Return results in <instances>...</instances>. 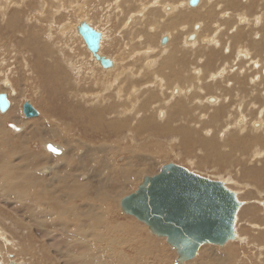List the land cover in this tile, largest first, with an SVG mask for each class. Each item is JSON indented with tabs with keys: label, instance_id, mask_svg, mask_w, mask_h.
Masks as SVG:
<instances>
[{
	"label": "rangeland",
	"instance_id": "rangeland-1",
	"mask_svg": "<svg viewBox=\"0 0 264 264\" xmlns=\"http://www.w3.org/2000/svg\"><path fill=\"white\" fill-rule=\"evenodd\" d=\"M9 1L7 0V4L10 3V5L7 6V4H6V6H5V5H3L2 0H0V3L3 6H5L4 7L5 13L2 12L3 10H0V26H1L0 36L3 39L5 35H10L3 28V25L9 19L10 20L12 19L10 22L11 26L15 25V27H13V28H14V30H16V33L18 32L17 33L18 35H16V37H14L13 40L11 39L7 42L10 47H8L7 45L6 46L3 45L4 46L3 48L5 50L3 48H0V93L6 92L9 95V99L11 98L13 106H10V108L7 111L11 112L14 110L15 112L14 111L13 112L15 114L17 113L19 118L16 119L13 115H11L10 117H6V114L8 115L7 111L3 114H2V112H0V126H2V128H3V133H2V135H0V147L3 149V152L9 153L8 148L3 145V143H4L3 139H9L10 136L18 137L26 129H27V133H29L31 130L35 129L37 134H36V139L32 142V147L41 153H44V154L47 153V154H45L47 156L49 155V156H53V157L63 158L65 155L64 153H66V149H68V147L65 144H63L62 143L63 141H61V140L49 139L46 135L43 136V133L40 134V132L42 131V124L45 121L53 124L50 120H56L57 119L60 121V123L62 124L63 127L65 125L67 126L69 124V122L71 121V119L65 118L63 115V112H64L66 106H68L69 109H71L72 107H74L76 109H80V107H81L83 109L84 113L91 111L93 109H96V108H102L103 107L104 109L102 108L101 113L103 115L105 114L104 116L108 121L106 124L107 126L111 125V122H110L111 120L109 119L111 116L115 117L117 122L119 120V122L116 125L119 127L114 128V131H117L116 132V138H115L116 142L118 141L117 143H121V141L123 139L124 142L122 141V143H121L122 145H126V144L129 145L130 144V147H131L132 145L134 146V144H136L138 146L140 145L139 148L145 146L144 151L149 152L150 153L149 156H151V154H152V156H154V155H156L155 154L156 152H161L164 150L168 151V153H170V154H172L174 152L182 151V153H181L182 155L180 154L181 156H179L177 154V157H176V155L174 153V155H172V156L169 155L168 159L160 161L158 163H157V161H159L158 155H156L158 160H156L155 162H152L149 159L146 160V164L145 163H143V164L147 166L148 171H144L143 174L144 173L145 174L157 173L163 164L169 163V162H175L177 164H180V165L187 167L191 171L195 170L194 172L199 173L200 175H203L205 177H208V178H211L214 180L223 181L230 189H232V187H233V190L237 192V194H238L237 196L239 197L240 201H244V204L240 207L239 212L237 214V220H236V225H235L237 236H236L235 240H232V241L230 240V242H227L224 246H219V245H215V244H205V245L201 246L196 257L185 262L184 264H208V262L205 259V256H203L204 255L203 250H205L207 253H209L213 249H223L229 243L236 245L235 248H237V249H234V250H237L238 254L240 253V249H241L240 247H243L242 250L245 253V256L243 258H244V260L245 259L247 260L246 261L247 264H248V262L251 264H253V263L254 264H264L263 263V261H264V249H263L264 248L263 247L264 246V241H263L264 240V223L262 222V219L264 218V177H263L264 168L261 165H258V163H257L258 160L253 162V164H256L257 170H255L254 167L252 169H250L252 166H250V167L246 166V165H248V163H251L249 161V159L252 156L253 150H255L259 147H260V149H264V146H257V148H256V144H259L257 141L255 143L254 140H251V141L248 140V138L252 137V135L253 136L254 135L260 136L264 133V131H262L264 128L261 130V127L262 126L264 127V122H263V120H264V114H263L264 113V81H263L264 80V78H263L264 77V75H263L264 74V68H263L264 67V54H263L264 53V42H263V39H264V23L262 20V19H264V0H225V1L224 0H212V2L213 1L215 2L214 5H217L218 11L217 10L216 11L218 12V15L215 12L214 13L215 16L211 15V17L205 18L207 21V24H209L208 29L203 30L204 29V21H202V19H196L193 22H191L192 23V24H190L191 27L188 28L187 30H186V28H183V29L181 28L178 30L179 37H183L186 33L189 34V33H192V31H194V29H193L194 23L197 24L201 21L200 22L201 26L200 25L197 26V28L200 31L199 37H200L201 42L197 46V45H195V42L190 41V43H191L190 45L192 47L188 48V51L190 49H192L190 51L193 52L195 50V52L197 54L196 53L194 54L190 51L188 52L186 50V47H183V44L181 42L183 40H181V41H179L178 46L179 45L182 46L181 49L185 48L184 50H181V55H182V57L180 58L181 60L178 57L174 56L173 51L170 50L171 53L167 54L169 56L166 59V62L168 63V65L163 64V62L161 63L162 59L158 60V62H155L157 60L156 57L159 56L158 55L159 53L160 54L162 53L161 54L162 58H165L164 56L166 53L164 51L166 48L165 47L166 45L164 46V49H163L162 45L160 44V43H162V42H160V37L164 33L165 30L161 31L162 28L159 25L160 24L159 21H161V17L164 18V20H167V16H165V14L162 13L163 11L166 12V10H168V9H165V6H171V8L173 7L174 9H178L180 7L178 10H181V9L184 10L187 8V7L185 8V6H186L185 3L188 0H184V1L178 0L176 2H173L171 0H163V1L162 0H140V1L139 0H131L132 2L130 0H124V1L123 0H117L118 1L117 4L114 3L115 0H108V1L107 0H30V1H28V0H9ZM229 1H232V2L237 1L236 4H238V5L235 7V9L232 10L230 8L231 6L227 5L228 4L227 2H229ZM120 2H122V3H120ZM164 2H166L167 4H165ZM178 2H180L181 4ZM183 2H185V3H183ZM33 3H35V4H33ZM105 3H107V4H105ZM119 3H120V5H119ZM148 4H150V5H148ZM158 4H160L159 5L160 7L158 6ZM161 4H162V6H161ZM173 4L176 6L174 7ZM201 4L202 5L206 4L204 6V10H203V8H201V11L203 12L206 10V8H208L207 5L210 4V0H202V2H200L197 6L192 7L189 5V7L197 9L200 6H202ZM253 4H254V7L251 6ZM27 5H30V6L28 7ZM99 5H100V7H99ZM123 5H124V7H123ZM219 5L221 8L218 7ZM244 5H245V7H244ZM103 7H105V8L103 9ZM37 8H40V9H37ZM119 8H121V9H119ZM160 8H161V10H160ZM210 8L213 10L214 7L210 6L209 11H210ZM251 8H252V10H251ZM95 9H96V12H95ZM214 9H216V8H214ZM109 10H113V11H109ZM243 10H244V12H242L243 14H241V11H243ZM12 11H13V13H12ZM14 11L16 14H14ZM230 11H231V13H230ZM18 12L20 13V15L22 13V15L20 16ZM43 12H45V13H43ZM53 12L55 15H53ZM235 13L237 14V17H236ZM17 14H18V16H17ZM93 14H94V17H93ZM205 14L209 15V12H205ZM232 14H233V16H232ZM239 14H240V17L242 15L241 19L238 18ZM42 16H44V19ZM248 16L251 17V19L249 20L250 22L248 21V18H247ZM13 17L16 19H14ZM21 17L23 19H21ZM41 17H42V19H41ZM100 17H102V19ZM88 18L89 19L91 18L90 19L91 21H89ZM228 18H229V20L227 21ZM82 19H86L88 22L91 23V25L93 27H95L98 30L101 29L100 31L103 32V38L101 40V43L103 44V40H104V44L101 45V49H100L101 52L103 54H105V56H108V57L113 58V59H115L117 57L116 58V60H117L116 66L117 67L115 69H113L114 67H111V68L108 67L109 69L114 70V71L111 70L112 72H109V75L102 73L103 72L102 70L106 71L108 69L103 68L97 60H95L91 57V53H90L91 51L88 50L87 45L85 44V41L83 40V37L77 31V25L82 21ZM108 19H110V20H108ZM147 19H149V20H147ZM19 20H20V22H19ZM43 20H44V23H43ZM92 20H94V21L96 20V21L94 22ZM99 20H100V22H99ZM129 20H131V23H132V24L130 23L131 26L129 25L130 28L126 25V24H128L127 21H129ZM197 20H198V22L196 23ZM12 21L13 22L15 21L14 22L15 24ZM102 21H103V24H101ZM122 21H123V23H121ZM218 21H219V23H218ZM252 21H253V23H252ZM32 24H34V25H32ZM211 24H213V25H211ZM142 25H143V27H142ZM117 26H119V27H117ZM221 26H223V28L220 30L219 33H217V35L219 37L216 36V38L222 39L223 42L221 45L219 44L216 46L214 44V42L211 40L213 39V35L215 34V32L216 31L218 32V30ZM201 27H202V29H200ZM105 28L106 29L108 28L109 31L106 30ZM114 28H116V29H114ZM158 28H159V31L157 30ZM119 29H121V30L116 31ZM130 29H131V31H130ZM251 29L253 30L252 31L253 35H251L250 37L247 35H242V36H240L239 39L235 38V40H234V36L231 35L232 33L234 35V33H236V30L237 31L245 30L246 32H248L249 30L251 31ZM122 31H124L125 34ZM27 32H28V34H27ZM111 32H112V34H111ZM166 32H168V30H166L165 33ZM113 33H115L116 35ZM121 33L124 35L121 36ZM201 33H202V36H201ZM107 34L109 35V37L106 36ZM141 34L144 36L143 38H139V36H141ZM38 36L40 38H38ZM105 37H106V39H104ZM114 37H115L116 41H114ZM120 37L123 39V41L121 40ZM126 37H127V39H126ZM118 38H120V41H117V40H119ZM132 38H134L135 41ZM158 38H159V40H158ZM225 38L227 39V41ZM37 39L38 40L40 39V40L37 41ZM79 39L81 42L79 41ZM130 40H131V42H130ZM155 40H157V41H155ZM257 40H259V41L257 42ZM248 41H250L249 42L250 44L248 43ZM20 42H22V43L20 44ZM40 43L41 44L43 43V44L40 45ZM131 43H133V44H131ZM147 43H148V46L150 45L151 47H148ZM247 43H248V45H245ZM256 43H257V45H256ZM0 44H5V43H0ZM10 44L13 46H11ZM184 44L187 46H190L186 42H184ZM213 44H214V46H213ZM241 44L244 46H242ZM193 45L196 46V48ZM231 45H233V47ZM14 46H16V49ZM33 46H34V48H32ZM134 46L136 47V49ZM6 47H7V49H6ZM173 47L175 48V46H173ZM205 47H207V48H205ZM221 47H222V49H221ZM242 47H245V48H242ZM247 47H249L252 51V58H249L250 57L249 48H247ZM148 48L150 49V51ZM198 48L199 49L202 48L203 49L202 52H200ZM218 48H219V51L216 50ZM246 48H247V50H246ZM37 49H38V51H41V50L42 51L38 53V51H35ZM208 49L210 52L212 51L213 54H217L216 56L215 55L213 56L215 59L214 61L211 60L212 58L210 59L207 56V54H205ZM260 49L263 51H261ZM28 50H31V51H28ZM258 50H260V51H258ZM236 51L238 52V54ZM163 52H165L164 55H163ZM254 52H257V53H254ZM258 52L260 54L261 53L262 54L260 55V54H258ZM35 54H36V56H35ZM39 55L40 56L43 55L44 59H42ZM192 55H193V58L190 57ZM46 56H48V57H46ZM50 56H52L55 59L52 61L56 65L53 64L52 62H50L51 58H52ZM57 56L59 58H61V60ZM146 56H147V58H146ZM258 56H260V57L258 58ZM194 57H195V59H194ZM46 58H47V60H46ZM48 58H50V59H48ZM233 58L235 59V61L233 60ZM90 59H93V62L97 63V64L95 66L93 64H91L92 60H90ZM191 59H193V60H191ZM207 59H208V61H207ZM239 59H240V61H239ZM248 59H250L249 60L250 62L247 61ZM251 59H253V60H251ZM37 60L39 63L37 62ZM231 60H232V62H231ZM41 61H43V62H41ZM55 61H58L59 63L55 62ZM88 61H90V62H88ZM203 61L208 63L207 64L208 66ZM185 62H186V64H184ZM251 62H253V63H251ZM57 63L59 64L58 66H60V65L61 66L58 67ZM173 63H175V64H173ZM190 63H191V66H189ZM203 63H204V65H203ZM213 63H215V65ZM240 63H242V64H240ZM49 64L55 66V67L53 66L51 72L57 73L56 74L57 77H56V79H52L53 81L52 80L49 81V77H51V75H49V77H47L48 78V81H47V78H44L45 76H43V78H42V74H41V72L43 73L46 70V69L42 70L41 65H49ZM159 64H160V66H159ZM163 65H165V67ZM245 65L248 66L247 68L249 70H246L247 68H245ZM180 67L183 69V71ZM170 68H171V70H170ZM172 68H175L176 70L172 69ZM178 68H180L181 70ZM188 68H189V70H188ZM39 69H41L40 72H39ZM55 69H57L58 71ZM240 69L243 73L240 71ZM143 70H145V71H143ZM159 70H160V72H159ZM164 70H165V72H163ZM178 70L181 71V72L179 71L181 74H180V76L176 75V77H175V75H173V72L178 71ZM147 71H149V72H147ZM167 71L171 72V74H169ZM162 72L165 75L164 74L161 75ZM225 72H227L228 74ZM245 72H247V73L245 74ZM250 72H253V73H250ZM93 73H95V74H93ZM96 73H99V76H97L98 74H96ZM66 74L69 76V78L64 79ZM159 74L163 78L166 77V79H168V80H169L168 76L171 75L169 82H167V84L163 83L158 76ZM191 74H194V75H192V77H190ZM239 74H242V75L238 76ZM182 75H183V77H182ZM244 75H246V76H244ZM102 76H104V77H102ZM177 76L180 80L177 78ZM196 76L197 77L199 76V79L202 76L201 81L203 80L202 81V83H204L203 85L200 84L199 81L198 82L196 81V80H198V78ZM206 76H208V77L206 78ZM184 77L185 78L188 77L189 81L187 80L188 78L184 79ZM203 77H204V79H203ZM62 78H63V80L60 81V79H62ZM229 78H230V80H229ZM237 78H238V81H236ZM242 78H243V80H242ZM108 79H110V85H108V87H107L106 81ZM183 79L185 82L183 81ZM56 80H58V81H56ZM70 80H71V82H70ZM158 80H160L161 82ZM176 80H178V81H176ZM239 80H240V82H239ZM7 81L9 82L8 85H6V83H5ZM63 81H65L64 85H63ZM113 81H114V83H113ZM186 81H188V83ZM40 82H41V84H40ZM44 82H45V84H44ZM154 82H156L155 83L156 86L155 85L150 86L149 83H154ZM180 82L184 85H188L190 83L188 86L189 88L187 89V86L185 87L184 85H180L181 84ZM206 82H208V83H206ZM46 83L49 85H47ZM50 83L52 85H50ZM111 83H113V84H111ZM128 83H130V84H128ZM159 83L161 85H159V87H157ZM205 83L208 85H206ZM60 84H62V85H60ZM170 84H173V86ZM112 85H113V87H112ZM192 85H193V87H192ZM217 85H218V87H217ZM45 86H47V88ZM53 86L54 87L55 86H63L62 87L63 90L66 91V93H68V94H61V95L60 94H53V91H54ZM73 86H75L74 89H72ZM109 86H111L113 91H111ZM204 86H205V88H204ZM210 86L211 87L214 86L215 88L214 87L211 88ZM235 86H236V88H235ZM141 87H143V88H141ZM70 88H71V90H69ZM139 88H140V91H139ZM149 88L152 91H150ZM221 88H223L224 90L223 89L221 90ZM78 89H80L79 90V93H80L79 96L80 97L76 98L75 97L76 95L74 96V92H77ZM108 89H110V90H108ZM182 89H186V92L184 91L185 93H183V94H182ZM46 90H49V92H47V94L45 92ZM107 90H108V92H107ZM121 90H122V93H120ZM71 91L72 92L74 91V92L72 93ZM228 91H230V92H228ZM145 92H150V93H146L148 95L147 96L145 94ZM156 92H158V93L156 94ZM256 92H257L258 96L256 94L254 95V93H256ZM142 93H144V94L142 95ZM184 94H185V97H184ZM190 94H191V97H189ZM127 95H128V97H127ZM157 95H159V96H157ZM186 95L188 97H186ZM206 95H207V97H206ZM259 95H261V96H259ZM13 96H15V97H13ZM18 96H20V97L22 96V97L19 98ZM12 97L17 100L18 104L16 106H15V104H13ZM122 97H124V98L122 99ZM149 97H151L153 99L149 100L150 99ZM160 97H162V98H160ZM200 97H202L203 99H201ZM209 97H213L215 99H213L211 101L209 99ZM251 97H252V99H251ZM257 97H259V98H257ZM73 98H75V99H73ZM119 98H121V100ZM145 98H147L148 101L145 100ZM169 98H170L171 102H173L174 99H178V98H180V99H182V98L183 99H186V98L191 99L190 102H188L189 100L187 101L188 103L187 102H182V103L180 102L181 105L179 102L175 103V106H178V108H181V107L183 109L187 108L185 111H183L181 113V123H184L185 121H187V123L189 125H193V120L196 117H198L199 115H200V117L204 118L203 114L201 113L203 111V109L207 113V117H209V116L211 117L213 115H216V116H214L215 119L213 118L214 120L208 121V119L204 118L205 120H207V124H206L207 126L206 125L203 126L205 130H203V132L202 131L199 132L201 134V136H198L197 135L198 133H196L195 135H190V134H194L193 129H191L189 132L185 133L187 136L181 135L182 132L180 130H178V127H177L178 124L174 125V127H173V129L175 130V131L173 130L174 133L168 132V133L164 134L163 130H165V128L168 129V127H170L171 113L168 110V108H166V109L162 108V106L164 105V102L162 100L169 99ZM84 99H86V101H84ZM132 99L134 101L136 99V103L134 102L135 103L134 105H136L138 108L141 107L140 108L141 113H143V112L145 113L146 112L145 110H147V109H148V111L149 110L153 111V112L147 111L146 116L144 115L145 117L141 116V118H140V119H143L144 121L145 120L149 121V119L146 118L147 116L150 117V115H151V117L153 118V120L150 119L151 120L150 122H152V123H150V122L149 123L152 125H151V128L150 127L148 128V131L146 129V131L144 130L142 133V131L140 132V130H135V128L131 127V131L135 130L136 132L134 134H132V133L130 134L129 133L130 130L126 126H124L125 125V118L127 117V114H125V113L120 114L121 111L117 110V108H118L117 106H119V105L124 106V103H126L127 106H129V104H131L133 102ZM26 101H29L30 103H32L39 110V115H37L36 117H32V119L28 118L24 115L23 104ZM101 101H103L104 103L103 102L101 103ZM122 101H124V102L121 103ZM114 102L117 103V105L114 106V104H113ZM119 102H120V104H119ZM188 104H190V105H188ZM70 105H71V107H70ZM111 105H113V106H111ZM152 105L154 107H152ZM156 105H161V107L157 108ZM234 105H235V108H234ZM261 105H263V107ZM120 106H119V108H120ZM179 106H181V107H179ZM83 107H86L87 109L86 108L84 109ZM145 107H149V108H145ZM150 107L153 109H151ZM210 107H211V109L212 108L213 109L211 110ZM218 107H219V112L217 114H214L213 111ZM142 108H144L145 110ZM115 109H116V111H115ZM156 109H159V110H156ZM258 109H260V110H258ZM66 110L69 111L68 109H66ZM154 111H156V112H154ZM253 111H255V113ZM128 112H129V114H134V112H130V110ZM157 112H158V114H157ZM87 114L88 113H86L85 116L87 118H89V117L90 118L86 122V124L91 121V119H92L91 116L94 115V113L91 116L90 115L87 116ZM117 114H119V116ZM191 114L193 117H191ZM153 115H155L156 118H154ZM185 116H186V118H184ZM167 117H169V118H167ZM182 117L184 120L182 119ZM244 117L245 118L247 117L246 118L247 122L245 124L246 127L244 128L243 131H241L239 126H242V124H244V122L246 121V120H244ZM48 118H50V120H48ZM128 118H130V117H128ZM84 119H86V118H84ZM158 120H159V122H158ZM33 122H36V124H33ZM168 122H169V124H168ZM256 123H259V124H256ZM108 124H110V125H108ZM118 124H120V125H118ZM20 126H22V127H21L19 132H18V130L16 131V128L14 129V127H20ZM157 126H162V128L161 127L157 128ZM218 126L220 129L218 128ZM225 126L226 127L228 126L227 132L225 131V129H226ZM237 126H238V128H237ZM205 127H207V128H205ZM211 128H214L213 131L210 130ZM153 129H154V131H152ZM161 129H163V130H161ZM236 129L237 130L239 129L238 132H236L237 131ZM155 130H157L158 132ZM176 130H178V131H176ZM232 130H233V132H235L234 135L236 134L237 136L241 137L240 141H242V143H244L245 145H248V151L244 152L243 148L242 149L236 148L237 150L235 151V148L234 149L232 148V147H235V145H230L228 143L226 145V147H223V144H221L219 149L225 150L226 148L229 147L228 150H225L224 152L225 153L226 152L233 153V154L225 162L222 161L220 159V157H217V160L215 157L216 161L214 163L215 164L214 166H218L217 169H215V167L212 166L213 163H211L210 160H207V163H206L207 169L206 170L204 169V167L199 168L196 165H195L196 167H194V165H191L192 160L197 161V159H196L197 155H199V156L202 155V151L199 150L201 148L200 143L197 145H192V146L188 147L189 144H192L191 142H192L193 138H195V140H200V138H202L203 136H205L207 138L208 136H210L208 134H211V131H212L214 133V135H216V139L220 140L221 138L225 137V133L228 134V132H231ZM250 130H252V131H250ZM145 132H147V133L145 134ZM153 132H156L157 135H156V133H153ZM196 132H197V127H196ZM79 133H80V135H79ZM169 134H171V135H169ZM69 135L71 137H73L74 139H77V140H81V138L87 137L84 133H82L80 131L79 132L74 131V132L70 133ZM139 135H141L142 137H140ZM218 135H220V137H218ZM80 136H81V138H80ZM135 136H136V138H135ZM188 140H189V142L186 143V141H188ZM221 140H224V139H221ZM125 141H126V143H125ZM245 141L246 142L250 141V143L252 145L249 143H246ZM48 142H59V143H61L62 145H64V148L66 147L65 152L63 153V149L60 147H59L60 153H55V152L53 153V152L49 151L47 147L46 148L44 147L45 146L44 144H46ZM142 142L143 143L146 142V143L143 144ZM168 142H169V144H168ZM171 142L172 143L174 142L173 144H176V145L177 144L180 145L183 142L184 144L186 143L185 145L187 147L184 146V144H181V147H177L178 145L177 146L175 145L176 147L174 146L175 147L174 150H171V148H170ZM140 143H142V144H140ZM254 144H255V147H254ZM183 146L185 147V149H183L184 148ZM239 147H241V146H239ZM203 150H207V147L206 148L204 147ZM231 150H233L234 152ZM189 151L194 152L192 156H195V157H188L187 152H189ZM212 152H214V151L212 150ZM250 153H251V155H250ZM26 158H27V156L24 153H22L21 157H20V154H17L13 157V161L15 162V164H23V162L26 160ZM238 159H240V160H238ZM245 159H248V161L246 162ZM200 162H201V160H200ZM259 162H260L259 164H261V161H259ZM140 163H142V162H140ZM149 163H150V165H149ZM143 164H140V166H143ZM201 164L205 165L204 162H201ZM238 164H240V165H238ZM232 165H233V168L231 167ZM238 166H241V167H238ZM148 167L150 168V171H149ZM245 167H248V168H245ZM241 168H242V170H241ZM226 169L228 172H226ZM239 169H240V171H239ZM243 169H244V171H243ZM197 170H199V171H197ZM202 171H203V173H202ZM259 171H261L262 173L259 174ZM143 174L141 175L140 179L135 184H132L131 188L128 191H126L125 193H123L122 195L119 196V198L117 199L116 202H114V204L111 205V202L108 203V201H107L104 203V205L110 206L109 210L114 212V214L116 215L118 220L129 219L137 225V227L139 228V231H141L145 235L149 236L150 238L153 237L154 240L159 242V245L161 244L160 246L165 248L166 251L169 254H171L167 264H176L177 253L173 248L170 247V245L166 242L165 238H160V237H157L155 235H152L150 233L148 227L144 223L139 221L134 216L125 215L121 211L120 198L126 194H130V193L134 192L137 189V186L140 183ZM232 177H234V178H232ZM236 182H239L241 185L245 184L248 186V188L247 187L245 188L244 186L242 188L241 186H239V184H236ZM0 184H1V182H0ZM9 184H12V183L6 182V183L2 184V186H3V188H7L9 186ZM240 188H242V189H240ZM27 191H28V189L19 191V196L17 195L18 193L17 194H11L12 196L10 195L11 198H9L8 200H7L6 196H5V198H4V196H0V227L4 229V231L6 233L5 236H7V238L9 240L13 239V243H10L8 241L6 242L5 240H3L2 237H0V264H7V262L10 259L11 260L14 259L17 262V264H49V263H47V260L44 259L45 258L44 254H43L44 252H47V254L53 258V264H73V263H68V260H70L69 257L75 255L76 252H77L76 256H83L84 257V255L88 252L84 248H77V246H81L82 244H80V242L78 240L74 239V236H73L74 231H72V228L67 227L66 230L60 231L61 229L59 230L58 228H54V225L51 226V220L49 222H47L46 220H48V217L43 218L44 213H45V212H43V205H40L39 207H34V205L32 204V201L34 199L31 198L30 192L28 191V193H27ZM23 194H24V196H23ZM248 195H250L251 197ZM259 195H261V196H259ZM13 199H14V202H12ZM29 200H30V202H29ZM4 201H5V203H4ZM9 202H11V204ZM261 204H263V205H261ZM2 205L4 206V208ZM251 205H253V206H251ZM111 207H113L114 209H112ZM250 207L251 208L256 207V210L254 211V208L250 209ZM33 208L35 210L39 211V215H32L31 214V210H33ZM10 213H11V216H9ZM124 216H126V217H124ZM41 218L44 222L46 221L43 229L40 227V221H41L40 219ZM11 220H13V221H11ZM38 220H40V221H38ZM253 224H255V225H253ZM241 226L246 227L247 230L246 229L242 230ZM19 229H21V230H19ZM71 231H72V233H71ZM63 232L66 234H64ZM68 232H69V234H68ZM71 235H72V237H71ZM249 238L251 239V241L247 240ZM89 242H91V240ZM15 245H17V246H15ZM250 247H252V248H250ZM56 248H57V250H56ZM19 249H20V251H18ZM67 250H69L70 252ZM127 250H129V252L132 253L131 249H127ZM48 251L50 253H48ZM59 253H61V254H59ZM215 253H218V252H215ZM260 253L262 254V257H261ZM200 255H202V257L200 258L199 261L196 262V259ZM55 256L56 257L58 256L60 258L61 262H59V260L57 258H55ZM76 256H73L74 258H72V260H71L74 262V264H87V262H84V260H83V262L80 259L78 260L76 258ZM253 257H255V258H253ZM145 258L152 259V256L149 257L148 255H146ZM5 259H6V261H5ZM248 259L250 261H248ZM140 260H143V258L141 257ZM239 261H240V258H239ZM237 263L239 264L240 262L237 261ZM227 264H234V262L231 259L229 261V263H227Z\"/></svg>",
	"mask_w": 264,
	"mask_h": 264
},
{
	"label": "bare ground",
	"instance_id": "bare-ground-1",
	"mask_svg": "<svg viewBox=\"0 0 264 264\" xmlns=\"http://www.w3.org/2000/svg\"><path fill=\"white\" fill-rule=\"evenodd\" d=\"M9 1V0H8ZM28 1H30V0H28ZM108 1V0H107ZM124 1V0H123ZM131 1V0H130ZM140 1V0H139ZM163 1V0H162ZM171 1H173V2H176V1H178V0H171ZM181 1V0H180ZM184 1V0H183ZM189 1L190 0H188L186 3L185 2H183V3H185L186 4V6H185V8L186 9H181V10H178V9H174L173 7L171 8V6H165V9H168V10H166V12H162V13H164L165 14V16H167V20H164V18H162L161 17V21H159V25H160V27L162 28L161 29V31L162 30H168V32H166L165 33V31H164V33L161 35V37H160V42H162V39H163V36L165 37V36H167L168 37V41H166L165 43H160L161 45H162V47H163V49H164V46L166 47L165 48V52H163V55H164V53H165V58H162V56H161V54L159 53L158 55V57H156L157 58V60L155 61V62H158V60H160V59H162L161 60V63L163 62V64H165V65H168V63L166 62V59L168 58V56L169 55H167V54H170L171 52H170V50L171 51H173V55L174 56H176V57H178L179 59L182 57V55H181V50H184V49H181L182 48V46H178V43H179V41H181V40H183V41H181L182 42V44H183V47H186V50L188 51V48L189 47H192L190 44V41H193V42H195V45H199V43L201 42L200 41V37H199V29L197 28V26L198 25H200L201 26V24H200V22L199 23H197L198 22V20L196 21V23L197 24H195L194 23V25H193V29H194V31H192V33H186L183 37H179V32H178V30L179 29H183V28H186V30L188 29V28H190L191 26H190V24H192L191 22H193L194 20H196V19H202V21H204V29L203 30H206V29H208V25L209 24H207V21H206V19L205 18H208V17H211V15H214V13L216 12V14L218 15V10H217V5H214V1L212 2V0H210V6H213L214 8H216V9H214L213 8V10L210 8V11H209V5H207V7L208 8H206V10L205 11H201V8H203V10H204V6L206 5V4H201L202 6H200L199 8H197V9H195V8H192V7H189ZM225 1V0H224ZM2 2H3V5H5L6 6V4H7V0H2ZM10 2V1H9ZM33 2V1H32ZM117 0H115V4H117ZM132 2V1H131ZM159 2V1H158ZM161 2V1H160ZM200 2H202V0H200ZM199 2V3H200ZM257 2V1H256ZM16 3V2H15ZM30 3V2H29ZM51 3V2H50ZM57 3V2H56ZM99 3V2H98ZM103 3V2H102ZM120 3H122V2H120ZM120 3H119V5H120ZM165 4H167L166 2H164ZM178 3H180V2H178ZM213 3V4H212ZM221 3V2H220ZM228 3V4H227ZM226 4L228 5V6H231L230 8L233 10V9H235V7L238 5V4H236L237 3V1L236 2H232V1H229V2H227ZM33 4H35V3H33ZM89 4V3H88ZM92 4V3H91ZM105 4H107V3H105ZM112 4V3H111ZM129 4V3H128ZM139 4V3H138ZM147 4V3H146ZM152 4V3H151ZM169 4V3H168ZM177 4V3H176ZM181 4V3H180ZM250 4V3H249ZM0 10H3L2 12H4V7L5 6H3L1 3H0ZM10 5V3L9 4H7V6H9ZM31 5V4H30ZM30 5H27L28 7L30 6ZM52 5V4H51ZM61 5V4H60ZM59 5V6H60ZM87 5V4H86ZM127 5V4H126ZM142 5V4H141ZM148 5H150V4H148ZM160 4H158V6H159ZM171 5V4H170ZM174 5V4H173ZM172 5V6H173ZM26 6V7H27ZM62 6V5H61ZM94 6V5H93ZM106 6V5H105ZM161 6H162V4H161ZM176 5H174V7H175ZM191 6V5H190ZM196 6V5H195ZM249 6V5H248ZM251 6H253L254 7V4L253 5H251ZM99 7H100V5H99ZM119 7V6H118ZM123 7H124V5H123ZM145 7V6H144ZM154 7V6H153ZM160 7V6H159ZM178 7V6H177ZM218 7H220V5L218 6ZM227 7V6H226ZM244 7H245V5H244ZM260 7V6H259ZM34 8V7H33ZM58 8V7H57ZM63 8V7H62ZM105 7H103V9H104ZM110 8V7H109ZM171 8V9H170ZM221 8V7H220ZM243 8V7H242ZM257 8V7H256ZM37 9H40V8H37ZM51 9V8H50ZM92 9V8H91ZM101 9V8H100ZM119 9H121V8H119ZM130 9V8H129ZM163 9V8H162ZM188 9V10H187ZM6 10V9H5ZM35 10V9H34ZM49 10V9H48ZM67 10V9H66ZM160 10H161V8H160ZM217 10V11H216ZM229 10V9H228ZM231 10V11H232ZM251 10H252V8H251ZM254 10V9H253ZM53 11V10H52ZM106 11V10H105ZM109 11H113V10H109ZM177 11V12H176ZM231 11H230V13H231ZM20 12V11H19ZM18 12V13H19ZM95 12H96V9H95ZM142 12V11H141ZM157 12V11H156ZM205 12H209V15L207 14H205ZM242 12H244V10L243 11H241V14H243ZM5 13V12H4ZM12 13H13V11H12ZM43 13H45V12H43ZM101 13V12H100ZM240 13V12H239ZM250 13V12H249ZM14 14H16L15 13V11H14ZM153 14V13H152ZM236 14V13H235ZM247 14V13H246ZM19 15H20V13H19ZM21 15H22V13H21ZM20 15V16H21ZM53 15H55L54 14V12H53ZM123 15V14H122ZM126 15V14H125ZM130 15V14H129ZM135 15V14H134ZM158 15V14H157ZM156 15V16H157ZM216 15V16H217ZM245 15V14H244ZM248 15V14H247ZM252 15V14H251ZM12 16V15H11ZM14 16V15H13ZM17 16H18V14H17ZM45 16V15H44ZM44 16H42L43 17V19H44ZM109 16V15H108ZM132 16V15H131ZM137 16V15H136ZM155 16V17H156ZM215 16V15H214ZM232 16H233V14H232ZM42 17H41V19H42ZM85 17V16H84ZM90 17V16H89ZM93 17H94V14H93ZM92 17V18H93ZM111 17V16H110ZM236 17H237V14H236ZM244 17V16H243ZM14 18V17H13ZM101 19H102V17H100ZM130 18V17H129ZM157 18V17H156ZM238 18L239 19H241L242 18V15H241V17H240V14H239V16H238ZM248 18V21L251 19V17L250 16H248L247 17ZM246 18V19H247ZM8 19V18H7ZM14 19H16V18H14ZM18 19V18H17ZM21 19H23L22 17H21ZM89 19V18H88ZM91 19V18H90ZM89 19V21H91ZM100 19V20H101ZM125 19V18H124ZM158 19V18H157ZM218 19V18H217ZM216 19V20H217ZM220 19V18H219ZM234 19V18H233ZM257 19V18H256ZM12 20V19H11ZM11 20L9 19V20H7L6 21V23L3 25V28H4V30H6L10 35H5L4 36V40L1 38V36H0V43H5V44H0V48H3L4 46H8V47H10L9 46V44L7 43L9 40H13V38L14 37H16V35H18L17 33H16V30H14V28L13 27H15V21L13 22L14 24V26H11ZM47 20V19H46ZM100 20H99V22H100ZM108 20H110V19H108ZM145 20V19H144ZM147 20H149V19H147ZM154 20V19H153ZM208 20V19H207ZM225 20V19H224ZM229 20V18L227 19V21ZM263 20V23H264V19H262ZM82 21H87L86 19H82ZM81 21V22H82ZM92 21H94V20H92ZM96 21V20H95ZM94 21V22H95ZM133 21V20H132ZM139 21V20H138ZM141 21V20H140ZM247 21V22H248ZM18 22V21H17ZM19 22H20V20H19ZM79 22V21H78ZM80 22V23H81ZM88 22V21H87ZM128 22V24H126L129 28H130V23H131V20H129V21H127ZM126 22V23H127ZM154 22V21H153ZM250 22V21H249ZM43 23H44V20H43ZM79 23V24H80ZM90 23V22H89ZM121 23H123V21L121 22ZM218 23H219V21H218ZM221 23V22H220ZM252 23H253V21H252ZM46 24V23H45ZM79 24L77 25V31H78V26H79ZM91 24V23H90ZM101 24H103V21H102V23ZM100 24V25H101ZM107 24V23H106ZM120 24V23H119ZM132 24V23H131ZM136 24V23H135ZM151 24V23H150ZM230 24V23H229ZM251 24V23H250ZM32 25H34V24H32ZM130 25V26H129ZM147 25V24H146ZM154 25V24H153ZM156 25V24H155ZM211 25H213V24H211ZM226 25V24H225ZM228 25V24H227ZM17 26V25H16ZM22 26V25H21ZM18 27V26H17ZM106 27V26H105ZM117 27H119V26H117ZM138 27V26H137ZM142 27H143V25H142ZM223 28V26H221L220 28H219V30H218V32L216 31H214L215 32V34L213 35V39L211 40V41H213L214 42V44L217 46V45H221L222 44V39H219V38H216V36H218L217 35V33H219L220 32V30ZM106 29V28H105ZM114 29H116V28H114ZM135 29V28H134ZM143 29V28H142ZM153 29V28H152ZM156 29V28H155ZM200 29H202V27L200 28ZM238 29V28H237ZM260 29V28H259ZM101 30V29H100ZM99 30V31H100ZM106 30H108V28L106 29ZM121 29H119V30H116V31H120ZM138 30V29H137ZM158 31H159V28L157 29ZM257 30V29H256ZM0 31H1V26H0ZM10 31V32H9ZM109 31V30H108ZM111 31V30H110ZM114 31V30H113ZM130 31H131V29H130ZM146 31V30H145ZM202 31V30H201ZM248 31V30H247ZM252 29H251V31L249 30L248 32H246L245 30H239V31H237L236 30V33H234V35H233V33L231 34L232 36H234V40H235V38H240V36H242V35H247V36H251V35H253V33H252ZM258 31V30H257ZM38 32V31H37ZM105 32V31H104ZM115 32V31H114ZM122 32H124V31H122ZM261 32V31H260ZM16 33V34H15ZM32 33V32H31ZM79 33V32H78ZM100 33H101V35H102V37H101V40H102V38H103V32L102 31H100ZM119 33V32H118ZM155 33V32H154ZM153 33V34H154ZM183 33V32H182ZM255 33V32H254ZM27 34H28V32H27ZM111 34H112V32H111ZM113 34H115V33H113ZM124 34H125V32H124ZM124 34H122L121 33V36L122 35H124ZM139 34V33H138ZM156 34V33H155ZM260 34V33H259ZM41 35V34H40ZM105 35V34H104ZM116 35V34H115ZM114 35V36H115ZM148 35V34H147ZM25 36V35H24ZM106 36H108L109 37V35L107 34ZM155 36V35H154ZM201 36H202V33H201ZM229 36V35H228ZM144 36L141 34V36H139V38H143ZM153 37V36H152ZM151 37V38H152ZM219 37V36H218ZM248 37V38H249ZM254 37V36H253ZM32 38V37H31ZM38 38H40L39 36H38ZM121 38V37H120ZM120 38H118L119 40H117V41H120ZM129 38V37H128ZM154 38V37H153ZM157 38V37H156ZM228 38V37H227ZM30 39V38H29ZM104 39H106V37L104 38ZM126 39H127V37H126ZM133 40H134V38H132ZM195 39V40H194ZM203 39V38H202ZM207 39V38H206ZM226 39V38H225ZM231 39V38H230ZM237 39V40H238ZM242 39V38H241ZM245 39V38H244ZM260 39V38H259ZM40 40V39H39ZM38 39H37V41H39ZM121 40L123 41V39L121 38ZM158 40H159V38H158ZM243 40V39H242ZM79 41H80V39H79ZM114 41H116L115 40V37H114ZM113 41V42H114ZM135 41V40H134ZM151 41V40H150ZM155 41H157V40H155ZM199 41V42H198ZM226 41H227V39H226ZM229 41V40H228ZM259 40H257V42H258ZM24 42V41H23ZM81 42V41H80ZM130 42H131V40H130ZM176 44H175V43ZM184 42H186V43H188V45H190V46H187V45H185L184 44ZM250 41H248V43H249ZM263 42H264V39H263ZM12 43V42H11ZM22 42H20V44H21ZM107 43V42H106ZM105 43V44H106ZM120 43V42H119ZM197 43V44H196ZM225 43V42H224ZM230 43V42H229ZM232 43V42H231ZM248 43L247 44H245V45H248ZM261 43V42H260ZM259 43V44H260ZM27 44V43H26ZM43 44V43H42ZM41 43H40V45H42ZM103 44H104V40H103ZM102 43H101V45H103ZM113 44V43H112ZM116 44V43H115ZM131 44H133V43H131ZM202 44V43H201ZM214 44H213V46H214ZM237 44V43H236ZM243 44V43H242ZM241 44V45H242ZM250 44V43H249ZM258 44V45H259ZM4 45V46H3ZM11 45V44H10ZM39 45V44H38ZM84 45V44H83ZM101 45H100V48H99V53H100V55H102V56H105V54H103L102 52H101ZM224 45V44H223ZM222 45V46H223ZM256 45H257V43H256ZM11 46H13V45H11ZM107 46V45H106ZM114 46V45H113ZM130 46V45H129ZM147 46H148V43H147ZM173 46H175V48L173 47ZM177 46V47H176ZM194 46V45H193ZM204 46V45H203ZM210 46V45H209ZM227 46V45H226ZM232 47H233V45H231ZM239 46V45H238ZM242 46H244V45H242ZM263 46V45H262ZM15 47V49H16V46H14ZM13 47V48H14ZM135 47V46H134ZM148 47H151L150 45L148 46ZM195 48H196V46H194ZM193 47V48H194ZM201 47V46H200ZM225 47V46H224ZM252 47V46H251ZM32 48H34V46L32 47ZM105 48V47H104ZM132 48V47H131ZM203 48V47H202ZM199 49V51L200 52H202V50L203 49ZM205 48H207V47H205ZM242 48H245V47H242ZM247 48H249V47H247ZM247 48H246V50H247ZM4 49V48H3ZM6 49H7V47H6ZM36 49V48H35ZM44 49V48H43ZM107 49V48H106ZM105 49V50H106ZM116 49V48H115ZM135 49H136V47H135ZM149 49V48H148ZM156 49V48H155ZM221 49H222V47H221ZM5 50V49H4ZM89 50V49H88ZM118 50V49H117ZM144 50V49H143ZM185 50V51H186ZM190 50H192V49H190ZM189 50V51H190ZM213 50V49H212ZM216 50H218L219 51V48L218 49H216ZM241 50V49H240ZM243 50V49H242ZM261 50V49H260ZM260 50H258V51H260ZM7 51V50H6ZM28 51H31V50H28ZM35 51H38V49L37 50H35ZM42 51V50H41ZM41 51H38V53L39 52H41ZM107 51V50H106ZM134 51V50H133ZM136 51V50H135ZM146 51V50H145ZM149 51H150V49H149ZM188 51V52H189ZM215 51V50H214ZM238 51V50H237ZM236 51V52H237ZM261 51H263V50H261ZM132 52V51H131ZM138 52V51H137ZM136 52V53H137ZM190 52H192V51H190ZM35 53V52H34ZM44 53V52H43ZM47 53V52H46ZM91 53V52H90ZM89 53V54H90ZM192 53H196L195 52V50L192 52ZM205 53V52H204ZM212 53V51L210 52L209 51V49L207 50V52L205 53V54H207V56L211 59V60H215L214 59V55L216 56L217 54H211ZM254 53H257V52H254ZM138 54V53H137ZM193 54V55H194ZM197 54V53H196ZM203 54V53H202ZM204 54V55H205ZM223 54V53H222ZM237 54H238V52H237ZM242 54V53H241ZM249 54H250V57L249 58H252V51H251V49L249 48ZM258 54H260L259 52H258ZM262 54V53H261ZM260 54V55H261ZM264 54V53H263ZM46 55V54H45ZM128 55V54H127ZM172 55V54H171ZM172 55V56H173ZM181 55V56H180ZM193 55L192 56H190L191 58H193ZM224 55V54H223ZM226 55V54H225ZM228 55V54H227ZM231 55V54H230ZM22 56V55H21ZM35 56H36V54H35ZM40 56V55H39ZM180 56V57H179ZM195 56V55H194ZM198 56V55H197ZM42 59H44V57H43V55L42 56H40ZM46 57H48V56H46ZM50 57H52V56H50ZM58 57V56H57ZM85 57V56H84ZM83 57V58H84ZM91 57L93 58V59H95V60H97L95 57H94V55L91 53ZM151 57V56H150ZM222 57V56H221ZM224 57V56H223ZM260 56H258V58H259ZM40 58V59H41ZM53 58V57H52ZM51 58V61L50 62H52L53 63V61L52 60H55L54 58L52 59ZM59 58V57H58ZM107 58H109L110 60H111V62H112V64H111V66L109 67V68H111V67H114L113 69H115L117 66V60H116V58L115 59H113V58H110V57H108L107 56ZM146 58H147V56H146ZM187 58V57H186ZM185 58V59H186ZM206 58V57H205ZM204 58V59H205ZM48 59H50V58H48ZM60 60H61V58H59ZM93 59H90V60H92V63L91 64H93L94 66L97 64V63H94L93 62ZM154 59V58H153ZM176 59V58H175ZM190 59V58H189ZM194 59H195V57H194ZM238 59V58H237ZM46 60H47V58H46ZM122 60V59H121ZM165 60V61H164ZM181 60V59H180ZM191 60H193V59H191ZM190 60V61H191ZM210 60V61H211ZM233 60L235 61V59L233 58ZM243 60V59H242ZM250 59H248L247 61H249ZM251 60H253V59H251ZM255 60V59H254ZM257 60V59H256ZM44 61V60H43ZM43 61H41V62H43ZM98 62H99V64L101 65V63H100V61L99 60H97ZM151 61V60H150ZM174 61V60H173ZM184 61V60H183ZM205 61V60H204ZM203 61V62H204ZM207 61H208V59H207ZM209 61V62H210ZM220 61V60H219ZM229 61V60H228ZM227 61V62H228ZM239 61H240V59H239ZM37 62H38V60H37ZM45 62V61H44ZM55 62H58V61H55ZM88 62H90V61H88ZM87 62V63H88ZM145 62V61H144ZM152 62V61H151ZM170 62V61H169ZM181 62V61H180ZM231 62H232V60H231ZM250 62V61H249ZM248 62V63H249ZM36 63V62H35ZM39 63V62H38ZM59 63V62H58ZM57 63V66L59 65ZM119 63V62H118ZM204 63H206V62H204ZM204 63H203V65H204ZM211 63V62H210ZM225 63V62H224ZM251 63H253V62H251ZM41 64V63H40ZM53 64H55V63H53ZM90 64V63H89ZM157 64V63H156ZM173 64H175V63H173ZM183 64V63H182ZM184 64H186V62L184 63ZM194 64V63H193ZM208 63H206V65H207ZM214 65H215V63H213ZM218 64V63H217ZM240 64H242V63H240ZM56 65V64H55ZM131 65V64H130ZM165 65H163L164 67H165ZM210 65V64H209ZM260 65V64H259ZM42 66V67H41ZM40 67H41V69L43 70H45V72H41V74H42V78H43V76H45L44 78H47V77H49V75H51V77H49V81L50 80H52V79H56V74L57 73H55V72H51L52 71V68H53V66L54 65H41ZM61 66V65H60ZM60 66H58V67H60ZM102 66V65H101ZM155 66V65H154ZM158 66V65H157ZM159 66H160V64H159ZM162 66V65H161ZM173 66V65H172ZM189 66H191V63H190V65ZM208 66V65H207ZM231 66V65H230ZM250 66V65H249ZM55 67V66H54ZM182 67V66H181ZM180 67V68H181ZM210 67V66H209ZM236 67V66H235ZM248 66H246L245 65V68H247ZM98 68V67H97ZM104 68V67H103ZM109 68H105V69H108V70H106V71H104V70H102L101 72L103 73V74H106V75H109V72H112L111 70H113V69H109ZM121 68V67H120ZM146 68V67H145ZM144 68V69H145ZM176 68V67H175ZM175 68H172V69H175ZM180 68H178V69H180ZM205 68V67H204ZM234 68V67H233ZM238 68V67H237ZM244 68V67H243ZM244 68V69H245ZM251 68V67H250ZM264 68V67H263ZM41 69H39V72H40V70ZM58 69V68H57ZM57 69H55V70H57ZM137 69V68H136ZM163 69V68H162ZM182 69V68H181ZM180 69V70H181ZM191 69V68H190ZM194 69V68H193ZM207 69V68H206ZM231 69V68H230ZM48 70V71H47ZM54 70V71H55ZM62 70V69H61ZM146 70V69H145ZM145 70H143V71H145ZM154 70V69H153ZM170 70H171V68H170ZM169 70V71H170ZM176 70V69H175ZM180 70H178V71H174L173 72V75H175V77H176V75H178V76H180ZM188 70H189V68H188ZM203 70V69H202ZM246 70H249L248 68L246 69ZM245 70V71H246ZM261 70V69H260ZM36 71V70H35ZM51 73H50V72ZM58 71V70H57ZM97 71V70H96ZM114 71V70H113ZM125 71V70H124ZM128 71V70H127ZM180 71V72H179ZM182 71H183V69H182ZM187 71V70H186ZM239 71V70H238ZM240 71H241V69H240ZM244 71V70H243ZM252 71V70H251ZM256 71V70H255ZM99 72V71H98ZM100 72V73H101ZM133 72V71H132ZM147 72H149V71H147ZM146 72V73H147ZM154 72V71H153ZM159 72H160V70H159ZM163 72H165V70L163 71ZM162 72V74L161 75H163L164 73ZM168 72V71H167ZM179 72V73H178ZM190 72V71H189ZM236 72V71H235ZM242 72V71H241ZM64 73V72H63ZM142 73V72H141ZM157 73V72H156ZM169 74H171V72H168ZM167 73V74H168ZM225 73H227V72H225ZM243 73V72H242ZM247 72H245V74H246ZM250 73H253V72H250ZM249 73V74H250ZM29 74V73H28ZM93 74H95V73H93ZM96 74H98L97 76H99V73H96ZM131 74V73H130ZM158 74V73H157ZM168 74V75H169ZM188 74V73H187ZM186 74V75H187ZM228 74V73H227ZM248 74V75H249ZM26 75V74H25ZM35 75V74H34ZM136 75V74H135ZM134 75V76H135ZM139 75V74H138ZM153 75V74H152ZM160 74L158 75L159 76V78H160V80L163 82V83H165V84H167V82H169V80H170V76H168V78H169V80L168 79H166V77L165 78H163L162 76H161ZM165 75V74H164ZM185 75V76H186ZM192 75H194V74H191V76L190 77H192ZM210 75V74H209ZM233 75V74H232ZM240 75H242V74H239L238 76H240ZM264 75V74H263ZM105 76V75H104ZM104 76H102V77H104ZM178 76H177V78H178ZM237 76V75H236ZM244 76H246V75H244ZM61 77V76H60ZM106 77V76H105ZM110 77V76H109ZM137 77V76H136ZM174 77V78H175ZM182 77H183V75H182ZM197 77V76H196ZM208 76H206V78H207ZM37 78V77H36ZM59 78V77H58ZM67 78H69V76L66 74V76H65V78L64 79H67ZM72 78V77H71ZM126 78V77H125ZM143 78V77H142ZM176 78V79H177ZM181 78V77H180ZM186 78H188V77H186ZM185 77H184V79H186ZM195 78V77H194ZM198 78V80H196L197 82L199 81L200 82V84H204V83H202V81H201V78H202V76L200 77V79H199V76L197 77ZM235 78V77H234ZM241 78V77H240ZM264 78V77H263ZM101 79V78H100ZM99 79V80H100ZM155 79V78H154ZM165 79V80H164ZM179 79V78H178ZM184 79H183V81H184ZM203 79H204V77H203ZM46 80V79H45ZM61 80H63V78L62 79H60V81ZM124 80V79H123ZM160 80H158V81H160ZM164 80V81H163ZM168 80V81H167ZM180 80V79H179ZM188 81H189V78L187 79ZM229 80H230V78H229ZM232 80V79H231ZM241 80V79H240ZM240 80H239V82H240ZM242 80H243V78H242ZM241 80V81H242ZM245 80V79H244ZM249 80V79H248ZM263 80V79H262ZM47 81H48V78H47ZM53 81V80H52ZM56 81H58V80H56ZM79 81V80H78ZM160 81V82H161ZM176 81H178V80H176ZM175 81V82H176ZM188 81H186L187 83H188ZM194 81V80H193ZM234 81V80H233ZM236 81H238V78H237V80ZM264 81V80H263ZM262 81V82H263ZM70 82H71V80H70ZM107 83H106V86L108 87V85H110V79H108L107 81H106ZM174 82V81H173ZM185 82V81H184ZM217 82V81H216ZM248 82V81H247ZM6 83V85H8L9 84V82L7 81V82H5ZM12 83V82H11ZM74 83V82H73ZM113 83H114V81H113ZM113 83H111V84H113ZM155 83L156 82H154V83H149L150 84V86H154L155 85ZM181 83V82H180ZM196 83V82H195ZM206 83H208V82H206ZM205 83V84H206ZM219 83V82H218ZM217 83V84H218ZM40 84H41V82H40ZM44 84H45V82H44ZM47 84V83H46ZM65 84V81H63V85ZM72 84V83H71ZM79 84V83H78ZM81 84V83H80ZM125 84V83H124ZM128 84H130V83H128ZM169 84V83H168ZM174 84V83H173ZM173 84H170V85H172L173 86ZM176 84V83H175ZM190 84V83H189ZM189 84L188 85H184V84H180V85H184L185 87L187 86V89L189 88L188 86H189ZM211 84V83H210ZM216 84V83H215ZM236 84V83H235ZM238 84V83H237ZM47 85H49V84H47ZM50 85H52L51 83H50ZM56 85V84H55ZM60 85H62V84H60ZM133 85V84H132ZM159 85H161L160 83L158 84V86L157 87H159ZM194 85V84H193ZM193 85H192V87H193ZM197 85V84H196ZM195 85V86H196ZM206 85H208V84H206ZM212 85V84H211ZM72 86V85H71ZM70 86V87H71ZM130 86V85H129ZM156 86V85H155ZM167 86V85H166ZM198 86V85H197ZM196 86V87H197ZM200 86V85H199ZM46 88H47V86H45ZM50 87V86H49ZM63 86H53V94H68V93H66V91H64L63 90V88H62ZM112 87H113V85H112ZM209 87V86H208ZM211 87V86H210ZM212 87H214V86H212ZM211 87V88H212ZM217 87H218V85H217ZM222 87V86H221ZM246 87V86H245ZM75 88V86H73L72 87V89H74ZM109 88L111 89V91H113L112 90V88H111V86H109ZM141 88H143V87H141ZM151 88V87H150ZM149 88V89H150ZM162 88V87H161ZM195 88V87H194ZM204 88H205V86H204ZM215 88V87H214ZM235 88H236V86H235ZM247 88V87H246ZM81 89V88H80ZM80 89H78L77 90V92H74V96L76 97V98H79L80 96H79V90ZM110 89H108V90H110ZM148 89V88H147ZM196 89V88H195ZM200 89V88H199ZM207 89V88H206ZM210 89V88H209ZM217 89V88H216ZM215 89V90H216ZM223 88H221V90H222ZM258 89V88H257ZM69 90H71V88L69 89ZM108 90H107V92H108ZM193 90V89H192ZM197 90V89H196ZM195 90V91H196ZM218 90V89H217ZM224 90V89H223ZM227 90V89H226ZM139 91H140V88H139ZM138 91V92H139ZM150 91H152L151 89H150ZM161 91V90H160ZM186 92V89H182V94L183 93H185ZM211 91V90H210ZM254 91V90H253ZM15 92V91H14ZM46 92V94H47V92H49V90H46L45 91ZM52 92V91H51ZM72 92V91H71ZM72 92V93H73ZM131 92V91H130ZM188 92V91H187ZM212 92V91H211ZM228 92H230V91H228ZM237 92V91H236ZM259 92V91H258ZM25 93V92H24ZM23 93V94H24ZM70 93V92H69ZM120 93H122V90H121V92ZM146 93H150V92H145V94ZM158 92H156V94H157ZM190 93V92H189ZM17 94V93H16ZM116 94V93H115ZM135 94V93H134ZM144 93H142V95H143ZM246 94V93H245ZM244 94V95H245ZM257 95V92L256 93H254V95ZM15 95V94H14ZM147 95V94H146ZM145 95V96H146ZM161 95V94H160ZM166 95V94H165ZM16 96V95H15ZM15 96H13V97H15ZM87 96V95H86ZM138 96V95H137ZM136 96V97H137ZM148 96V95H147ZM146 96V97H147ZM151 96V95H150ZM157 96H159V95H157ZM211 96V95H210ZM258 96V95H257ZM259 96H261V95H259ZM12 97V99H13V104H15V106L18 104L17 103V100L15 99V98H13ZM19 98H21L20 96H18ZM95 97V96H94ZM127 97H128V95H127ZM126 97V98H127ZM133 97V96H132ZM135 97V98H136ZM179 97V96H178ZM184 97H185V94H184ZM186 97H188L187 95H186ZM189 97H191V94H190V96ZM206 97H207V95H206ZM263 97V96H262ZM124 97H122V99H123ZM134 98V97H133ZM150 98V99H149ZM148 99L149 100H152L153 98H151V97H149ZM160 98H162V97H160ZM201 99H203L202 97H200ZM249 98V97H248ZM257 98H259V97H257ZM73 99H75V98H73ZM120 100H121V98H119ZM209 99L212 101L213 99H215V98H213V97H209ZM234 99V98H233ZM251 99H252V97H251ZM256 99V98H255ZM263 99V98H262ZM261 99V100H262ZM91 100V99H90ZM99 100V99H98ZM126 100V99H125ZM133 100V99H132ZM144 100V99H143ZM145 100H147V98H145ZM158 100V99H157ZM189 100V101H188ZM190 100L191 99H188V98H186V99H180V98H178V99H174V101L173 102H171L170 101V98L169 99H164V100H162L163 102H164V105L162 106V108L164 109H166V108H168V110L170 111V113H171V123H170V127H168V129H166L165 128V130H163V129H161V130H163V132H164V134L165 133H168V132H171V133H174V129H173V127H174V125H177V127H178V130H180L181 132H182V134L181 135H184V136H187L185 133L186 132H189L191 129H193L194 131V134H190V135H195L196 133H198L197 135L198 136H201V134L199 133L200 131H202L203 132V130H205L204 129V127L203 126H205L206 124H207V120H205V119H208V121H211V120H214L215 118H214V116H216V115H213V116H209V117H207V113L205 112V110L203 109V111L201 112L202 114H203V116H204V118H202V117H200V115L198 116V117H196L194 120H193V125H189L188 123H187V121H185L184 123H181V113L183 112V111H185L186 109H183L181 106H179V107H181V108H178V106H175V103H177V102H190ZM221 100V99H220ZM260 100V99H259ZM10 101H11V98H10ZM84 101H86V99H84ZM92 101V100H91ZM105 101V100H104ZM109 101V100H108ZM113 101V100H112ZM148 101V100H147ZM197 101V100H196ZM224 101V100H223ZM232 101V100H231ZM251 101V100H250ZM263 101V100H262ZM96 102V101H95ZM103 101H101V103H102ZM124 101H122L121 103H123ZM127 102V101H126ZM132 102V101H131ZM136 103V99H135V101L133 100V102L131 103V104H129V106H127V104L126 103H124V106H120V108H119V106H117L118 108H117V110H120L121 112H120V114L122 113V114H127V117L125 118V125L124 126H126L129 130H130V134L132 133V134H134L136 131L135 130H140V132L142 131V133H143V131L145 130L146 131V129H147V131H148V128L150 127L151 128V125L152 124H150V123H152V122H150L151 120H153V118L151 117V115H150V117L149 116H147L146 118L147 119H149V121L147 120H143V119H140L141 118V116L142 117H145L146 116V114H147V111H148V109L147 110H145L144 108H142V109H144L146 112L144 113L143 111V113H141V107L140 108H138L136 105H134L135 103ZM142 102V101H141ZM146 102V101H145ZM187 102V103H188ZM195 102V101H194ZM193 102V103H194ZM259 102V101H258ZM261 102V101H260ZM84 103V102H83ZM104 103V102H103ZM140 103V102H139ZM149 103V102H148ZM181 103H180V105H181ZM231 103V102H230ZM255 103V102H254ZM85 104V103H84ZM91 104V103H90ZM89 104V105H90ZM110 104V103H109ZM114 104V106L115 105H117V103H113ZM119 104H120V102H119ZM185 104V103H184ZM183 104V105H184ZM263 104V103H262ZM69 105V104H68ZM101 105V104H100ZM104 105V104H103ZM144 105V104H143ZM142 105V106H143ZM151 105V104H150ZM178 105V104H177ZM188 105H190V104H188ZM192 105V104H191ZM259 105V104H258ZM10 106H13L12 105V101H11V105ZM83 106V105H82ZM111 106H113V105H111ZM110 106V107H111ZM148 106V105H147ZM204 106V105H203ZM262 107H263V105H261ZM70 107H71V105H70ZM78 107V106H77ZM94 107V106H93ZM96 107V106H95ZM109 107V106H108ZM152 107H154L153 105H152ZM156 107L158 108V107H161V105H156ZM186 107V106H185ZM205 107V106H204ZM203 107V108H204ZM215 107V106H214ZM224 107V106H223ZM256 107V106H255ZM254 107V108H255ZM10 108V107H9ZM84 109L86 108V107H83ZM103 108V107H102ZM102 108H96V109H93V110H91V111H88V112H86V113H88L87 114V116L88 115H92L93 113H94V115H92L91 116V121L89 122V123H87L86 124V122L89 120V118H87L86 116H85V114L86 113H84L83 112V109L80 107V109H76V108H74V107H72L71 109H69L68 108V106H66L65 107V110H64V112H63V115H64V117L65 118H69V119H71V121L69 122V124L66 126H62V124L60 123V121L59 120H50V118H48V120H50L53 124H51V123H48V122H44L43 124H42V131L40 132V134H42L43 133V136L44 135H46L49 139H58V140H61V141H63L62 143L63 144H65L67 147H68V149H66V153H64L65 152V148H64V145H62L61 143H59V142H48V143H46V144H44L45 146V148L47 147L48 148V150L49 151H51V152H55V153H60V148H62L63 149V153L65 154L64 155V157L63 158H61V157H53V156H47V155H45V154H47V153H41V152H39V151H37L35 148H33L32 147V142L36 139V130L35 129H33V130H31L29 133H27V129L22 133V134H20L18 137H12V136H10V138L9 139H3V145L5 146V147H7L8 148V150H9V153H4L3 152V149L0 147V182H1V184H0V196H4V198H5V196H6V198H7V200L9 199V198H11L10 197V195L11 194H17L18 196H19V191H21V190H27L28 189V191L30 192V194H31V198L32 199H34L33 201H32V204L34 205V207H39L40 205H43V212H45L44 213V217L43 218H45V217H48V220H46L47 222H49L50 220H51V226L52 225H54V228H58L60 231H64V230H66V228L67 227H71L72 228V231H74L73 232V236H74V239L75 240H78L79 242H80V244H82L81 246H77V248H84V249H86V251L88 252V253H86L85 255H84V257L83 256H76L77 255V252L75 253V255H73V256H76V258L79 260H81L82 262H83V260H84V262H87V264H167L168 263V260H169V257H170V255L171 254H169L167 251H166V249L165 248H163L162 246H160L159 245V242H157L156 240H154L153 239V237L152 238H150L149 236H147V235H145L144 233H142L141 231H139V228L137 227V225L134 223V222H132L131 220H129V219H125V220H118V218L116 217V215L114 214V212H112L111 210H109V208H110V206H108V205H104V203L105 202H107L108 201V203L109 202H111V205L112 204H114V202H116L117 201V199L119 198V196L120 195H122L123 193H125L126 191H128L130 188H131V186H132V184H135L139 179H140V177H141V175L143 174V172L144 171H148L147 170V166L146 165H144L143 163H145L146 164V160H151L152 162H155L156 160H158L157 159V156L156 155H158V158H159V161H157V163L158 162H160V161H163V160H166V159H168V156L169 155H174V153H175V155H176V157H177V154L179 155V156H181L182 154V151H179V152H174V153H172V154H170V153H168V151H161V152H156L155 154L156 155H154V156H152V154H151V156H149L150 155V153L149 152H146V151H144V149H145V146L144 147H140L139 148V146L138 145H136V144H134V146L132 145L131 147H130V144L128 145V144H126V145H122L121 143H122V141L124 142V140L122 139V141H121V143H117L116 142V140H115V138H116V132L117 131H114V128L115 127H119V126H116L117 125V123L119 122V120H118V122H117V120L115 119V117H113V116H111L109 119L111 120L110 122H111V125L110 124H108V125H110V126H107L106 124H107V119L105 118V114L103 115L102 113H101V111H102ZM114 108V107H113ZM116 108V107H115ZM145 108H149V107H145ZM151 108V107H150ZM230 108V107H229ZM234 108H235V105H234ZM239 108V107H238ZM24 109V108H23ZM37 109V108H36ZM66 109H68L69 111H67ZM82 109V110H81ZM87 109V108H86ZM104 109V108H103ZM151 109H153V108H151ZM210 109H211V107H210ZM213 109V108H212ZM211 109V110H212ZM257 109V108H256ZM262 109V108H261ZM16 110V109H15ZM38 110V109H37ZM130 110V112H134V114H129V111ZM139 110V111H138ZM156 110H159V109H156ZM162 110V109H161ZM227 110V109H226ZM258 110H260V109H258ZM257 110V111H258ZM14 111V110H13ZM13 111H11V112H8L7 111V113H8V115L6 114V117H10L11 115H13L16 119H18L19 117H18V115H17V113L15 114ZM111 111V110H110ZM109 111V112H110ZM115 111H116V109H115ZM136 111V112H135ZM138 111V112H137ZM149 111H152V110H149ZM148 111V112H149ZM1 112V111H0ZM38 112H39V110H38ZM105 112V111H104ZM103 112V113H104ZM108 112V111H107ZM127 112V113H126ZM153 112V111H152ZM154 112H156V111H154ZM161 112V111H160ZM219 112V107L218 108H216L214 111H213V113L214 114H217ZM239 112V111H238ZM254 113H255V111H253ZM3 113H5V112H2V114ZM24 113V112H23ZM116 113V112H115ZM114 113V114H115ZM41 114V113H40ZM107 114V113H106ZM153 114V113H152ZM155 114V113H154ZM157 114H158V112H157ZM264 114V113H263ZM25 115V114H24ZM39 115V114H38ZM118 116H119V114H117ZM145 115V116H144ZM149 115V114H148ZM167 115V114H166ZM5 116V115H4ZM124 116V115H123ZM154 116V118H156V116L155 115H153ZM221 116V115H220ZM219 116V117H220ZM261 116V115H260ZM36 117V116H35ZM117 117V116H116ZM128 117H130V118H128ZM191 117H193L192 116V114H191ZM84 118H86V119H84ZM120 118V117H119ZM124 118V117H123ZM122 118V119H123ZM167 118H169V117H167ZM166 118V119H167ZM184 118H186V116L184 117ZM214 118V119H213ZM247 118V117H246ZM246 118L244 117V120H246ZM32 119V118H31ZM118 119V118H117ZM151 119V120H150ZM182 119H183V117H182ZM225 119V118H224ZM143 120V121H142ZM184 120V119H183ZM238 120V119H237ZM236 120V121H237ZM257 120V119H256ZM165 121V120H164ZM168 121V120H167ZM122 122V121H121ZM150 122V123H149ZM158 122H159V120H158ZM213 122V121H212ZM226 122V121H225ZM246 122H247V120L244 122V124H242V126H239V128H240V130L241 131H243L244 130V128L246 127L245 126V124H246ZM249 122V121H248ZM253 122V121H252ZM263 122H264V120H263ZM165 123V122H164ZM167 123V122H166ZM33 124H36V122H33ZM160 124V123H159ZM158 124V125H159ZM168 124H169V122H168ZM219 124V123H218ZM217 124V125H218ZM256 124H259V123H256ZM118 125H120V124H118ZM224 125V124H223ZM238 125V124H237ZM154 126V125H153ZM166 126V125H165ZM164 126V127H165ZM207 126V125H206ZM21 127L22 126H20V127H14V129L16 128V131L18 130V132L20 131V129H21ZM131 127H133V128H135V130H133V131H131ZM162 128V126H157V128ZM196 127H197V132H196ZM217 127V126H216ZM226 127V126H225ZM235 127V126H234ZM125 128V127H124ZM205 128H207V127H205ZM218 128H219V126H218ZM223 128V127H222ZM221 128V129H222ZM233 128V127H232ZM237 128H238V126H237ZM264 127L262 126L261 127V130L263 129ZM213 129L214 128H211L210 130H212L213 131ZM217 129V128H216ZM220 129V128H219ZM253 129V128H252ZM128 130V131H129ZM174 130V131H173ZM178 130H176V131H178ZM227 130H228V126L226 127V129H225V131L227 132ZM237 130V129H236ZM239 130V129H238ZM238 130L236 131V132H238ZM74 131H76V132H82V133H84L87 137L86 138H81V136H80V138H81V140H77V139H74L73 137H71L69 134L70 133H72V132H74ZM114 131V132H113ZM124 131V130H123ZM152 131H154V129L152 130ZM155 131H157V130H155ZM211 131V134H208V135H210V136H208L207 138L205 137V136H203L202 138H200V140H195V138H193L192 139V144H189L188 145V147H190V146H192V145H197V144H201L200 145V151H202V155L201 156H199V155H197L196 157V159H197V161L196 160H192L191 161V165H194V167H199V168H202V167H204V169L206 170L207 168V166H206V163H207V160H210L211 161V163H213V165L212 166H214L215 164V161L217 160V157H220V159L222 160V161H226L233 153H228V152H224L225 150H228V148H226L225 150L224 149H219V147L221 146V144H223V147H226V145L229 143L230 145H235V147H232L233 149L235 148V151L237 150L236 148H238V149H242L243 148V151L244 152H246V151H248V145H245L244 143H242V141H240L241 139V137L240 136H237L236 134V136L234 135V133L235 132H233V130L231 131V132H228V134L227 133H225V137L224 138H221V139H224V140H219V139H216V135H214V133ZM250 131H252V130H250ZM262 131H264V129L262 130ZM138 132V131H137ZM158 132V131H157ZM2 133H3V128H2V126H0V135H2ZM147 132H145V134H146ZM149 133V132H148ZM153 133H156V132H153ZM224 133V132H223ZM262 133V132H261ZM260 133V134H261ZM119 134V133H118ZM125 134V133H124ZM161 134V133H160ZM179 134V133H178ZM220 134V133H219ZM239 134V133H238ZM252 134V133H251ZM255 134V133H254ZM79 135H80V133H79ZM148 135V134H147ZM153 135V134H152ZM156 135H157V133H156ZM169 135H171V134H169ZM240 135V134H239ZM244 135V134H243ZM242 135V136H243ZM263 135V136H262ZM262 135H260V136H253L252 135V137H249L248 138V140H254L255 141V143H256V141L259 143V144H256V148H257V146H264V133L262 134ZM140 137H142L141 135H139ZM168 136V135H167ZM132 137V136H131ZM171 137V136H170ZM218 137H220V135H218ZM135 138H136V136H135ZM186 138V137H185ZM184 138V139H185ZM132 139V138H131ZM139 139V138H138ZM137 139V140H138ZM156 139V138H155ZM188 139V138H187ZM186 139V140H187ZM246 139V138H245ZM14 140V141H13ZM177 140V139H176ZM247 140V141H248ZM182 141V140H181ZM191 141V140H190ZM240 141V142H239ZM250 141L249 142H246V143H249V144H251L250 143ZM150 142V141H149ZM152 142V141H151ZM175 142V141H174ZM173 142V143H174ZM187 142H189V140L188 141H186V143ZM125 143H126V141H125ZM135 143V142H134ZM143 143V142H142ZM142 143H140V144H142ZM146 143V142H145ZM145 143H143V144H145ZM172 142L170 143V148H171V150H174V148L178 145H176V144H173ZM185 143V144H186ZM236 143V144H235ZM42 144V143H41ZM133 144V143H132ZM149 144V143H148ZM152 144V143H151ZM150 144V145H151ZM154 144V143H153ZM168 144H169V142H168ZM181 144H184L183 142L181 143ZM181 144L180 145H178L177 147H181ZM184 144V146H186ZM176 145V146H175ZM252 145V144H251ZM175 146V147H174ZM183 146V147H184ZM239 146H241V147H239ZM247 146V147H246ZM60 147V148H59ZM147 147V146H146ZM156 147V146H155ZM158 147V146H157ZM187 147V146H186ZM204 147L206 148L207 147V150H203L204 149ZM210 147V148H209ZM222 147V148H223ZM251 147V146H250ZM254 147H255V144H254ZM152 148V147H151ZM153 149V148H152ZM183 149H185V147L183 148ZM187 149V148H186ZM189 149V148H188ZM254 149V148H253ZM148 150V149H147ZM157 150V149H156ZM162 150V149H161ZM170 150V151H171ZM193 150V149H192ZM212 150L214 151V152H212ZM187 151V150H186ZM195 151V150H194ZM231 151H233V150H231ZM234 152V151H233ZM252 152V151H251ZM22 153H24L26 156H27V158H26V160L23 162V164H15V162L13 161V157L15 156V155H17V154H20V157L22 156ZM148 153V154H147ZM188 153V157H195V156H192L193 155V153L194 152H191V151H189V152H187ZM196 153V152H195ZM239 153V152H238ZM181 154V155H180ZM246 154V153H245ZM244 154V155H245ZM63 155V154H62ZM185 155V154H184ZM183 155V156H184ZM243 155V156H244ZM250 155H251V153H250ZM242 156V157H243ZM247 156V155H246ZM253 156V157H252ZM252 156H251V158L249 159V161L251 162V163H248V165H246V166H248V167H250V166H252L250 169H252L253 167H254V169L255 170H257V167H256V164H253V162L254 161H256V160H258V165H261L263 168H264V149H260V147L259 148H257V149H255V150H253V153H252ZM215 157H216V160H215ZM236 157V156H235ZM245 157V156H244ZM258 157V158H257ZM181 158V157H180ZM201 160V162H204L205 163V165H203V164H201V162H200V160ZM176 159V158H175ZM182 159V158H181ZM180 159V160H181ZM234 159V158H233ZM232 159V160H233ZM238 160H240V159H238ZM246 160V162L248 161V159H245ZM259 161H261V164H259L260 162ZM140 162H142V163H140ZM148 162V161H147ZM231 162V161H230ZM237 162V161H236ZM245 162V161H244ZM140 164H143V166H140ZM149 165H150V163H149ZM196 165V166H195ZM231 165V164H230ZM229 165V166H230ZM238 165H240V164H238ZM236 166V165H235ZM215 167V169H217V167L218 166H214ZM232 168H233V165L231 166ZM238 167H241V166H238ZM248 167H245V168H248ZM198 168V169H199ZM148 169H149V171H150V168L148 167ZM209 169V168H208ZM214 169V168H213ZM241 170H242V168H241ZM153 171V170H152ZM195 171V170H194ZM197 171H199V170H197ZM239 171H240V169H239ZM238 171V172H239ZM243 171H244V169H243ZM242 171V172H243ZM201 172V171H200ZM226 172H228L227 171V169H226ZM202 173H203V171H202ZM205 173V172H204ZM231 173V172H230ZM260 173H262L261 171H259V174ZM155 174V173H154ZM227 174V173H226ZM145 175H147V174H143V176H142V179L144 178V176ZM148 175H152V174H148ZM262 175V174H261ZM218 176V175H217ZM263 177H264V172H263ZM228 178V177H227ZM232 178H234V177H232ZM142 179H141V181H142ZM225 179V178H224ZM223 179V180H224ZM235 180V179H234ZM140 181V182H141ZM226 181V180H225ZM6 182H9V183H12V184H9V186L7 187V188H3V186H2V184H4V183H6ZM233 182V181H232ZM230 184V183H229ZM236 184H239V186H241L242 188H243V186L246 188H248V186L247 185H245V184H243V185H241L239 182H236ZM139 185V184H138ZM138 187V186H137ZM256 187V186H255ZM239 188V187H238ZM242 188H240V189H242ZM252 188V187H251ZM257 189V188H256ZM231 190H233V187H232V189ZM28 191H27V193H28ZM234 191V190H233ZM260 191V190H259ZM258 191V192H259ZM236 192V191H235ZM242 192V191H241ZM26 193V194H27ZM237 193V192H236ZM260 193V192H259ZM262 194V193H261ZM126 195H128V194H126ZM126 195H124V196H126ZM238 195V194H237ZM247 195V194H246ZM12 196V195H11ZM23 196H24V194H23ZM123 196V197H124ZM248 196H250V195H248ZM259 196H261V195H259ZM15 197V196H14ZM34 197V198H33ZM123 197H121L120 198V203H121V199L123 198ZM251 197V196H250ZM20 198V197H19ZM242 198V197H241ZM21 199V198H20ZM25 199V198H24ZM238 199H239V197H238ZM17 200V199H16ZM240 200V199H239ZM252 200V199H251ZM12 202H14V199H13V201ZM16 202V201H15ZM25 202V201H24ZM29 202H30V200H29ZM28 202V203H29ZM4 203H5V201H4ZM8 203V202H7ZM6 203V204H7ZM10 204H11V202H9ZM26 203V202H25ZM261 205H263V204H261ZM3 206V205H2ZM25 206V205H24ZM251 206H253V205H251ZM2 208V207H1ZM3 208H4V206H3ZM112 209H114L113 207H111ZM254 208V207H253ZM253 208H251L250 207V209H253ZM3 210V209H2ZM30 210V209H29ZM256 210V207L254 208V211ZM6 211V210H5ZM25 211V210H24ZM13 213V212H12ZM123 213V212H122ZM256 213V212H255ZM260 213V212H259ZM31 214L32 215H39V211H37V210H35L34 208H33V210H31ZM261 214V213H260ZM122 215V214H121ZM8 216V215H7ZM9 216H11V213H10V215ZM21 216V215H20ZM124 217H126V216H124ZM17 219V218H16ZM9 220V219H8ZM41 220V221H40ZM40 220H38V221H40V227L43 229L44 228V226H45V222L42 220V218L40 219ZM45 220V219H44ZM11 221H13V220H11ZM21 221V220H20ZM37 221V220H36ZM24 222V221H23ZM22 222V223H23ZM262 222L264 223V218L262 219ZM19 223V222H18ZM39 225V224H38ZM253 225H255V224H253ZM21 227V226H20ZM242 227V226H241ZM254 227V226H253ZM53 228V227H52ZM239 228V227H238ZM70 229V228H69ZM241 229V228H240ZM246 229V227H242V230H245ZM19 230H21V229H19ZM46 230V229H45ZM48 230V229H47ZM247 230V229H246ZM54 231V230H53ZM72 231H71V233H72ZM56 233V232H55ZM64 233V232H63ZM259 233V232H258ZM5 231H4V229L3 228H1L0 227V237H2L3 238V240H5L6 242L8 241V242H10V243H13V239L12 240H9L8 238H7V236H5ZM52 234V233H51ZM64 234H66V233H64ZM68 234H69V232H68ZM63 235V234H62ZM61 235V236H62ZM64 236V235H63ZM84 238H83V237ZM236 236H237V234H236ZM47 237V236H46ZM60 237V236H59ZM71 237H72V235H71ZM256 237V236H255ZM62 238V237H61ZM89 238V239H88ZM56 239V238H55ZM58 239V238H57ZM91 240V242H89ZM247 240H249V241H251V239L249 238V239H247ZM256 240V239H255ZM15 241V240H14ZM77 241V242H78ZM232 241V240H231ZM264 241V240H263ZM228 242H230V241H228ZM68 243V242H67ZM247 243V242H246ZM15 246H17V245H15ZM240 246V245H239ZM246 246V245H245ZM60 247V246H59ZM236 247V245L235 244H228L227 246H225V248H223V249H213L212 251H210L209 253H207L205 250H203L204 251V255L203 256H205V259H206V261L208 262V264H227V263H229V261L232 259L233 260V262H234V264H236L237 263V261L238 262H240L241 264H247V260L245 259L244 260V256H245V253H244V251L242 250L243 249V247H240L241 249H240V253L238 254L237 253V250H234V249H237V248H235ZM264 247V246H263ZM262 247V248H263ZM58 248V247H57ZM57 248H56V250H57ZM249 248V247H248ZM250 248H252V247H250ZM261 248V249H262ZM72 249V248H71ZM127 249H131L132 250V253H130L129 252V250H127ZM264 249V248H263ZM251 250V249H250ZM18 251H20V249L18 250ZM67 251H69V250H67ZM65 252V251H64ZM70 252V251H69ZM79 252V251H78ZM215 252H218V253H215ZM48 253H50L49 251H48ZM177 253V252H176ZM247 253V252H246ZM254 253V252H253ZM44 254V256H45V260H47V263H49V264H53V258L51 257V256H49L48 254H47V252H44L43 253ZM59 254H61V253H59ZM66 254V253H65ZM255 254V253H254ZM261 254V253H260ZM56 255V254H55ZM146 255H148L149 257L150 256H152V259H150V258H145L146 257ZM249 255V254H248ZM247 255V256H248ZM63 256V255H62ZM73 256H70L69 257V259L70 260H68V263H73L74 264V262L73 261H71L72 260V258H74ZM178 256V255H177ZM143 258V260H140V258ZM202 257V255H200L197 259H196V262L197 261H199L200 260V258ZM261 257H262V254H261ZM55 258H57L58 260H59V262H61L60 261V258L57 256H55ZM239 258H240V261H239ZM253 258H255V257H253ZM193 259V258H192ZM252 259V258H251ZM191 260V259H190ZM5 261H6V259H5ZM11 261H14L16 264H17V262L14 260V259H10L8 262H7V264L9 263V262H11ZM189 261V260H188ZM248 261H250L249 259H248ZM253 262V261H252ZM239 263V264H240ZM256 263V262H255ZM262 263V262H261ZM263 263H264V261H263ZM184 264V263H183ZM238 264V263H237ZM248 264H251V263H249L248 262ZM254 264V263H253Z\"/></svg>",
	"mask_w": 264,
	"mask_h": 264
},
{
	"label": "water",
	"instance_id": "water-1",
	"mask_svg": "<svg viewBox=\"0 0 264 264\" xmlns=\"http://www.w3.org/2000/svg\"><path fill=\"white\" fill-rule=\"evenodd\" d=\"M200 0H190L197 6ZM78 32L87 48L108 68L112 62L99 53L101 33L89 22L82 21ZM168 41L165 36L162 43ZM11 105L9 95L0 93V111L6 112ZM26 117L39 114L36 107L26 101L23 104ZM244 201L223 181L214 180L187 167L169 162L159 171L145 175L137 189L121 199L120 208L144 223L150 233L166 242L177 252L176 264H183L197 256L201 246H224L236 238V220ZM8 264H16L14 261Z\"/></svg>",
	"mask_w": 264,
	"mask_h": 264
}]
</instances>
